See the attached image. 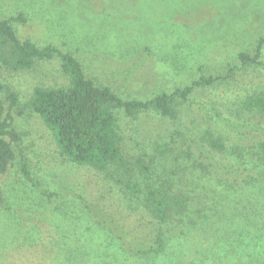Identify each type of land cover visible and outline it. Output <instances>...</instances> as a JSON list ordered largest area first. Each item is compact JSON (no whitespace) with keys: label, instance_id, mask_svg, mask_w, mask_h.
Wrapping results in <instances>:
<instances>
[{"label":"rangeland","instance_id":"374dc122","mask_svg":"<svg viewBox=\"0 0 264 264\" xmlns=\"http://www.w3.org/2000/svg\"><path fill=\"white\" fill-rule=\"evenodd\" d=\"M12 15L23 18L12 21L20 39L72 53L88 77L126 99L145 100L201 75L226 74L230 66L239 64V53H252L264 36V0H0V18ZM260 59L264 65V51ZM0 81L5 86L3 98L10 90L18 95L14 125L23 137L20 145L31 156L32 170L55 192L48 199L30 187L19 171L18 159L10 174L1 176L12 208L0 203V264H87L100 258L114 263L113 254L121 256L117 240L96 223L78 194L89 200L104 199L120 216L125 203L121 189L92 167L67 160L55 163L47 150V141L54 145L52 132L28 107L35 86L69 83L60 59L39 61L22 71L1 65ZM216 87L223 94L228 88L242 90L243 84ZM199 93L187 104L191 106L187 113L200 122L207 111L201 110ZM209 112L210 120L202 121L207 123L203 125L219 127L233 144L256 142L251 127L239 134L237 127L216 121L211 117L214 111ZM153 115L146 112L139 119H120L124 152L139 154L144 139L153 144L169 141L166 135L146 133L150 129L167 134L175 127ZM138 220L137 215L131 217L134 225ZM234 237L208 244L212 250L191 239L181 241L179 248L169 239L162 254L140 258L136 264H256V247L242 250Z\"/></svg>","mask_w":264,"mask_h":264},{"label":"trees","instance_id":"16d2710c","mask_svg":"<svg viewBox=\"0 0 264 264\" xmlns=\"http://www.w3.org/2000/svg\"><path fill=\"white\" fill-rule=\"evenodd\" d=\"M16 20L23 18H0V66L22 71L34 68L36 62L59 58L69 79L63 86H35L28 101L52 132L54 145L47 141L50 155L55 163L67 160L104 172L125 197L119 216L104 199L89 200L78 194L96 223L117 240L121 252L112 257L120 263L100 258L87 264H136L140 258L162 254L169 239L179 248L181 241L189 239L208 247L230 235L236 236L242 250L256 247V264H264V65L260 59L264 36L252 53L241 51L239 64L230 66L226 74L201 75L145 100L126 99L88 77L72 53L20 39L12 25ZM221 83H242L243 89L228 88L221 94L214 90ZM4 87L0 81V93ZM198 92L203 95L201 110L207 111L202 121L209 122L212 110L211 117L237 127L239 134L251 127L256 142L233 144L219 127L203 125L188 114L187 104ZM17 101L13 90L6 98L0 95V203L9 209L1 176L10 174L16 159L30 187L48 199L55 195L35 175L31 156L20 145L23 137L14 125ZM146 112L175 126L167 134L146 132L166 135L169 141L153 144L144 139L139 154L124 152L120 119H139ZM185 146L189 150H183ZM134 215L139 218L135 225Z\"/></svg>","mask_w":264,"mask_h":264}]
</instances>
